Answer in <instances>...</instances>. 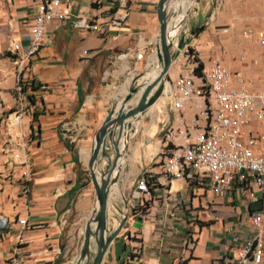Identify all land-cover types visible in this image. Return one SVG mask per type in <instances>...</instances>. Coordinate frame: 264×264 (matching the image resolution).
<instances>
[{"label":"crops","instance_id":"obj_1","mask_svg":"<svg viewBox=\"0 0 264 264\" xmlns=\"http://www.w3.org/2000/svg\"><path fill=\"white\" fill-rule=\"evenodd\" d=\"M159 1L130 0V15L121 26L99 21L108 24L103 34L86 25L103 13L123 18L126 12L121 2L75 0L73 16L50 23L46 46L21 64L31 40L36 0H0V224L7 228V232L0 231V264H11L15 255L23 264H76L86 224L97 209L88 169L95 134L111 109L118 110L131 87L151 81L144 76L158 61ZM173 4L177 5V0ZM196 10L195 17L188 15V31L199 37L207 34L201 41L206 37L216 41L219 35L212 36V32L226 31L228 42L222 46L231 50L241 28L260 27L264 0H200ZM74 21H78L76 27ZM200 28L204 30L199 32ZM191 37L178 34L175 39L184 45L181 50L173 48L176 60L169 72L171 82L182 66L191 68L180 53L193 46ZM14 43L22 45L21 53L11 52ZM255 45V53L248 50V60L243 63L264 55V43ZM211 48L218 54L222 47L212 42ZM237 67L252 76L251 69L240 63ZM141 75L144 78L138 80ZM19 81L28 97L34 95V103L30 101L31 112L19 125L9 127L8 117L17 108ZM262 86L251 90L263 91L264 83ZM165 100L141 116L134 123L135 132L128 135L126 167L108 204L111 228L116 229L125 215L128 223L111 243L102 264H136L137 260L127 262L136 251L138 258H143L139 264H178L180 256L186 258L182 264H231L235 236L243 241L251 230L240 221L249 212L252 192L218 197L176 180L171 191L179 193L177 208L167 203L168 187L161 186L162 197L133 218L131 197L139 177L150 171L161 183L166 180L156 154L169 127H176V120ZM136 103L134 98L131 105ZM26 159L33 178L24 198L21 162ZM19 219L28 221L20 244Z\"/></svg>","mask_w":264,"mask_h":264},{"label":"built area","instance_id":"obj_2","mask_svg":"<svg viewBox=\"0 0 264 264\" xmlns=\"http://www.w3.org/2000/svg\"><path fill=\"white\" fill-rule=\"evenodd\" d=\"M101 1L96 0L97 3ZM119 1L126 12L123 18L103 13L102 17L88 23L87 28L105 34L108 24H100L101 19L121 26L130 15V0ZM74 2L36 0L31 40L21 64L28 63L46 46L50 23L73 16ZM77 23L74 21L75 27ZM242 34L246 39L264 43V15L259 28L244 29ZM22 51L21 44H13L12 53ZM180 53L185 56L191 68L185 65L177 79L170 82L169 88L163 93L179 125L169 127L163 147L156 154L166 180L161 183L150 171L139 177L131 197L133 218L141 214L140 206L162 197L159 191L161 186L168 187L165 196L167 203L177 208L179 193L171 191L176 180L183 181L191 188L210 191L218 197L235 192L241 195L252 192L249 212L240 221V224H248L251 230L243 241L234 234L237 245L233 247L229 260L231 264H264V90H251L245 77L241 73H232L218 57L203 64L192 46ZM16 92L17 108L8 117L9 127L19 125L32 109L27 91L20 81ZM21 163L24 168L22 196L27 198L33 168L27 159ZM253 191L259 195L253 194ZM18 223L21 226L17 235L20 244L23 242L24 230L28 228V221L19 219ZM135 254L134 258L128 256V263L135 260L138 261L136 264L140 263L142 257L138 258L137 251ZM185 261L184 256L178 258V264ZM11 264L23 263L15 255Z\"/></svg>","mask_w":264,"mask_h":264},{"label":"water","instance_id":"obj_3","mask_svg":"<svg viewBox=\"0 0 264 264\" xmlns=\"http://www.w3.org/2000/svg\"><path fill=\"white\" fill-rule=\"evenodd\" d=\"M172 1L160 0L158 3V53L162 62L160 73L145 85L131 87L118 110L111 109L95 134L88 169L97 195V209L86 224L83 247L76 264H102L111 243L128 223V215H125L116 229L111 228L108 216L109 198L111 190L121 183L126 167L123 160L129 156L128 135L135 132L134 123L163 96L165 82L170 83L169 72L176 60L173 48L181 50L183 47L179 40L175 43V38L169 34V6ZM134 98H137V103L131 105Z\"/></svg>","mask_w":264,"mask_h":264},{"label":"rangeland","instance_id":"obj_4","mask_svg":"<svg viewBox=\"0 0 264 264\" xmlns=\"http://www.w3.org/2000/svg\"><path fill=\"white\" fill-rule=\"evenodd\" d=\"M173 3L176 4V0L174 2H171L172 5H174ZM177 3L180 5L182 3H184V0H177ZM170 4L171 9L169 10V16L170 18L173 16V7ZM200 4V0H195L193 7H191V10L189 12V16H194L196 15V7L197 5ZM188 15L186 17V19L181 23V28L179 30V36H188V35H192L191 40L194 41L193 44V48L197 51L198 54V58L199 59H204L205 63L208 64L210 62V60L218 57L222 60L223 64L232 72V73H241L246 81L247 84L250 88L252 89H261L263 88V78H264V55L260 54L258 58H254L253 61L251 59V61L248 63H243L246 61L247 57H248V50H252L251 52H254V50L257 48V46L255 45V42L250 40V39H246L243 34V28L240 29V31L235 35V41H234V46L231 50H226L225 47H223V44H226L228 41L225 40L224 38L228 37V33L226 31H217V32H212V36L214 35H219L218 39L215 41L214 37H206V40L201 41L203 35H207V34H203L201 35V37L199 36H193V34L188 31ZM215 33H219V34H215ZM234 34V33H233ZM225 36V37H223ZM231 36V35H230ZM221 37H223V40L220 39ZM234 37V36H233ZM228 39V38H227ZM201 42V43H200ZM212 42H215L218 46L220 45L222 48L221 51H219V53L217 54L215 50H213L211 48L212 46ZM248 44V45H246ZM181 45H184V42L181 41ZM246 45V46H245ZM238 53V54H237ZM255 53V52H254ZM251 54V53H250ZM156 57V56H155ZM153 57L151 59V61L155 58ZM245 57V60L242 61L241 58ZM181 60L183 61L181 64L185 65V59L184 57H181ZM248 60V59H247ZM202 61V60H201ZM242 64V67L251 69L252 71V76L250 77L248 74H245L242 72V68H238L237 65ZM151 68V67H150ZM184 69V66H182L181 71ZM144 75H141L140 77H137L138 80L140 78H142ZM146 77H148V73L145 74ZM171 82V79H170ZM163 99H165L163 96L161 97V99L157 102L160 103V101L162 102ZM168 103V100H165ZM177 118V116L175 117ZM179 125V121H176V127H178ZM139 203L141 201H138ZM149 207L148 203H145L144 205L140 206V211L141 212H145V210H147V208ZM137 226H140V223H137Z\"/></svg>","mask_w":264,"mask_h":264},{"label":"bare ground","instance_id":"obj_5","mask_svg":"<svg viewBox=\"0 0 264 264\" xmlns=\"http://www.w3.org/2000/svg\"><path fill=\"white\" fill-rule=\"evenodd\" d=\"M193 4H194V1L184 0V3H182L180 5L177 4V5L173 6L174 14L170 18V21H169V28H170L169 34L171 35V37H173L175 39L178 38V33L180 30L181 23L187 17V15H189V12H190ZM158 45H159V39H158ZM161 69H162V62L159 58V53H158L157 65L154 68H151V71L149 72L148 77H151V79L156 77L160 73ZM144 77H146V76H144ZM168 85H169V83H168V81H166L165 82V90H167L169 88Z\"/></svg>","mask_w":264,"mask_h":264},{"label":"trees","instance_id":"obj_6","mask_svg":"<svg viewBox=\"0 0 264 264\" xmlns=\"http://www.w3.org/2000/svg\"><path fill=\"white\" fill-rule=\"evenodd\" d=\"M203 30H204V28H200V29H199V32H201V31H203ZM34 89L36 90L35 87H34ZM29 98H30L31 103H34V95L31 94V95L29 96ZM0 231H1L2 233L7 232V228H6V227H2V225L0 224Z\"/></svg>","mask_w":264,"mask_h":264}]
</instances>
